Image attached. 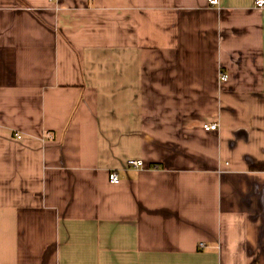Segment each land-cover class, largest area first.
I'll return each mask as SVG.
<instances>
[{
  "label": "crops",
  "instance_id": "obj_1",
  "mask_svg": "<svg viewBox=\"0 0 264 264\" xmlns=\"http://www.w3.org/2000/svg\"><path fill=\"white\" fill-rule=\"evenodd\" d=\"M254 1L0 0V264H264Z\"/></svg>",
  "mask_w": 264,
  "mask_h": 264
},
{
  "label": "built area",
  "instance_id": "obj_2",
  "mask_svg": "<svg viewBox=\"0 0 264 264\" xmlns=\"http://www.w3.org/2000/svg\"><path fill=\"white\" fill-rule=\"evenodd\" d=\"M49 1H54V0H49ZM210 5L215 6L219 4V0H210ZM255 7L258 9H264V0H255L254 1ZM221 80L222 81H227L228 80V75L222 73L221 74ZM204 130L207 132H215L218 131L219 129V124L218 123H211V124H205L203 126ZM20 137V136H19ZM51 135H48V138H51ZM129 167L134 168V169H141L143 167V161L141 160H130L128 162ZM157 168V166H156ZM110 180L112 183L114 184H119L120 183V177L119 174L117 172H112L110 174ZM201 248H205L206 244L202 243L200 244Z\"/></svg>",
  "mask_w": 264,
  "mask_h": 264
},
{
  "label": "trees",
  "instance_id": "obj_3",
  "mask_svg": "<svg viewBox=\"0 0 264 264\" xmlns=\"http://www.w3.org/2000/svg\"><path fill=\"white\" fill-rule=\"evenodd\" d=\"M257 168H261V169H262L263 167H261V166L259 167V166H258Z\"/></svg>",
  "mask_w": 264,
  "mask_h": 264
}]
</instances>
